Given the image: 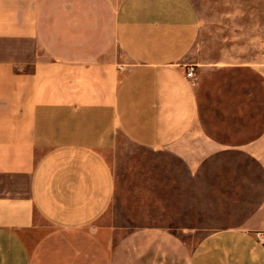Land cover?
<instances>
[{
  "label": "crops",
  "instance_id": "0c3cea01",
  "mask_svg": "<svg viewBox=\"0 0 264 264\" xmlns=\"http://www.w3.org/2000/svg\"><path fill=\"white\" fill-rule=\"evenodd\" d=\"M199 24L196 0H0V264H264V61L203 58ZM117 132L176 158L141 221L111 209ZM208 196L228 219L190 247Z\"/></svg>",
  "mask_w": 264,
  "mask_h": 264
},
{
  "label": "rangeland",
  "instance_id": "374dc122",
  "mask_svg": "<svg viewBox=\"0 0 264 264\" xmlns=\"http://www.w3.org/2000/svg\"><path fill=\"white\" fill-rule=\"evenodd\" d=\"M196 3L200 11L198 48L203 58L233 57L236 51H252L254 44L259 46L260 57L264 61V0H196ZM102 154L115 177L116 196L111 209L118 215L117 220L123 222V210L127 206L134 213V221H141L142 200L147 202V199H155L156 196L132 195H139L149 188L155 191L158 183L156 162L171 163L176 158L171 151L157 152L139 147L118 132L113 136L111 148ZM167 173L166 170L164 186L166 192H171L172 179ZM199 187L204 189V184H198ZM171 197L165 196V199ZM208 198L214 205L213 216L207 219L198 216L196 231L180 234L190 247L207 234L205 229L220 227V222L228 219L220 217V210L215 209L216 205L219 207L221 196ZM203 202L204 196H198V214Z\"/></svg>",
  "mask_w": 264,
  "mask_h": 264
},
{
  "label": "built area",
  "instance_id": "2783aa9c",
  "mask_svg": "<svg viewBox=\"0 0 264 264\" xmlns=\"http://www.w3.org/2000/svg\"><path fill=\"white\" fill-rule=\"evenodd\" d=\"M195 73H196L195 67L193 65H189L187 70H186L185 75L187 78L192 79L195 77Z\"/></svg>",
  "mask_w": 264,
  "mask_h": 264
}]
</instances>
